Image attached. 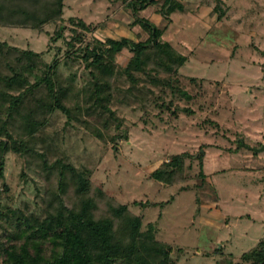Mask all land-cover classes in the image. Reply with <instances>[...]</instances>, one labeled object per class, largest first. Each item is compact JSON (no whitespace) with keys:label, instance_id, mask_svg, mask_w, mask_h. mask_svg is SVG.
I'll use <instances>...</instances> for the list:
<instances>
[{"label":"rangeland","instance_id":"rangeland-1","mask_svg":"<svg viewBox=\"0 0 264 264\" xmlns=\"http://www.w3.org/2000/svg\"><path fill=\"white\" fill-rule=\"evenodd\" d=\"M197 1L181 0L187 10L172 14L171 23L161 16V5L142 13L188 58L184 66L172 67L175 73L161 69L159 77L169 85L141 73L133 83L119 79L113 84L114 118L89 115L82 96L67 97L64 104L74 118L49 114L34 144L36 154H6L0 209L43 219L54 213L57 194L69 209L76 207L74 187L58 192L59 176L49 168L63 160L91 171L96 214H106L108 204L128 206L142 218L143 231L153 227L155 238L172 246L173 264H250L242 256L264 240V151L254 152L264 146V0H222L227 8L222 21L213 12L215 3ZM128 2L65 0L62 20L41 30L0 25V41L41 53L47 63L58 57V83L76 73L74 93L86 78L80 63L65 64L69 19L95 26L84 37L88 41L145 40L147 33L132 25ZM58 30L64 38L53 40ZM130 57L127 49L119 55L121 67ZM42 92L29 97L23 114ZM174 155L187 157L172 183L152 179ZM13 231L0 223L5 248L23 244L9 239Z\"/></svg>","mask_w":264,"mask_h":264},{"label":"trees","instance_id":"trees-1","mask_svg":"<svg viewBox=\"0 0 264 264\" xmlns=\"http://www.w3.org/2000/svg\"><path fill=\"white\" fill-rule=\"evenodd\" d=\"M22 2L27 8L21 9L18 0H0V25L41 30L43 26L63 19L65 0ZM201 2L208 6L215 3L213 12L218 21L226 16L227 8L222 0ZM159 5L161 16L169 23L172 22V14L187 10L181 0H131L127 4L134 16L132 25L148 35L142 41L128 37L88 41L84 37L95 26L75 18L69 19L73 26L69 38H64L63 30L56 31L53 40L64 38L68 47L65 64L75 62L83 66L86 82L74 93L71 90L76 84V73L64 84L66 86L58 83V57L47 63L41 53L0 41V180L4 178L8 152L22 156L36 154L34 144L49 114L60 111L68 121L74 118L72 108L64 104L67 97L82 96L85 112L89 115L93 113L103 117L107 113L114 118L116 113L111 109L113 84L119 79H130L133 83L137 80L134 74L141 73L150 81L160 82L161 69L175 73L173 66H184L187 56L164 40L165 29L142 15L149 7ZM126 49L132 57L121 67L118 57ZM162 81L169 85L167 79ZM37 91H43L42 97L31 100L36 104L23 114L24 103ZM117 122V128H120L122 122ZM185 157L172 156L150 177L172 183L174 174L182 170ZM200 157L204 156L200 154ZM49 168L59 176L58 192L64 194L68 184L74 187L77 205L69 209L57 194L58 205L54 213L43 219L35 214L26 215L18 209L1 208L0 223L14 226V231L8 234L9 239L23 242L20 246L5 248L0 240L2 264H173L172 246L157 240L153 227L143 231L142 218L131 214L128 206L108 204L106 214H96L97 205L89 196L92 187L90 170H78L63 160L56 161ZM2 187L3 191H8L6 184ZM96 192L98 194L99 191ZM242 260L264 264V240L245 253Z\"/></svg>","mask_w":264,"mask_h":264},{"label":"water","instance_id":"water-1","mask_svg":"<svg viewBox=\"0 0 264 264\" xmlns=\"http://www.w3.org/2000/svg\"><path fill=\"white\" fill-rule=\"evenodd\" d=\"M262 151H264V146L261 149H255L254 152L259 153V152H262Z\"/></svg>","mask_w":264,"mask_h":264},{"label":"crops","instance_id":"crops-1","mask_svg":"<svg viewBox=\"0 0 264 264\" xmlns=\"http://www.w3.org/2000/svg\"><path fill=\"white\" fill-rule=\"evenodd\" d=\"M210 9V8H209ZM157 25V24H156Z\"/></svg>","mask_w":264,"mask_h":264}]
</instances>
